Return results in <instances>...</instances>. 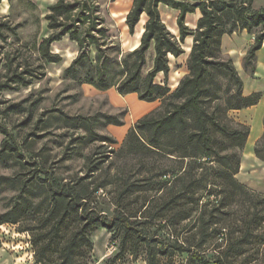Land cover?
<instances>
[{"label": "rangeland", "instance_id": "1", "mask_svg": "<svg viewBox=\"0 0 264 264\" xmlns=\"http://www.w3.org/2000/svg\"><path fill=\"white\" fill-rule=\"evenodd\" d=\"M56 1L0 2V126L17 142L16 156L0 160V214L16 207L15 220L0 225V264L57 263L60 246L48 247L51 227L56 220L49 198L51 188L61 186L81 189V194L88 196L85 201L87 211L93 212L100 220L88 233L89 243L77 251V264H147L149 249L156 254L158 264H192L191 252L203 255L213 264L223 255L229 242L242 236L239 231L241 223L235 215H224L223 220L214 224L216 219L213 216L220 215L211 212L217 207L215 201L221 200V195L218 187L210 183L214 174L210 167L218 169L219 165L212 162L185 174L188 170L186 161L152 151L142 142L131 151L124 147L130 129L123 138L118 133L114 135L112 127L122 125L107 124L104 116L123 124L131 121L132 115L142 110L138 105L142 101L137 95H120L115 87L98 89L82 82V70L73 78L66 69L77 56L78 48L66 36L50 45V51L61 58L58 63H47L39 55L40 43L51 34L45 20L47 8ZM177 1L197 3L201 0ZM96 2L108 28L111 57L120 61L139 46L146 17L141 16L134 34L130 35L125 17L132 0ZM237 2H250L254 10L264 9V0ZM158 10L166 28L178 38V11L165 5H159ZM199 18L198 10L187 14L185 25L195 30ZM229 27L225 19L219 25L220 30L226 31ZM252 35L245 30L222 34L213 43V57L230 60L237 73L255 76V72L250 73L243 65L247 50L253 44ZM241 36L245 52L233 51L232 45L230 51L223 47V38L233 43ZM192 42V36L186 37L182 44L184 53L176 58L169 55L167 80L163 73H158L154 79L157 84H165L170 93L188 74L187 61ZM145 57L143 76L153 64L152 47ZM94 59L95 50L92 48V64ZM116 70L115 67L112 72ZM208 80L205 86L209 89V110L215 109L218 121L229 130L238 128L241 123L235 114L239 110H226L234 86L219 73H214ZM168 101L158 99L148 103L151 107L143 110L138 119L151 114L160 116ZM63 116L92 119L93 131L110 136L116 143L93 141L85 127L70 125ZM211 135L219 157L239 152L236 145L242 144L240 139L234 141L235 147L227 148L231 142L217 132L213 131ZM3 139L0 132V147ZM243 149L244 145L241 157ZM88 160L97 163L93 171L89 170ZM234 177L247 189L264 195L247 184L264 189L263 171L242 169L240 160L239 171ZM210 190L211 195L208 194ZM228 209L223 213H228ZM241 209L236 198L230 210L239 214ZM120 219L127 220L130 230L123 228ZM80 222L68 221L56 240L63 244L80 227ZM223 227L227 229V235ZM205 230L207 237L203 243ZM223 232L221 240L219 233ZM181 248L185 251L181 252ZM245 248L246 251L232 259L234 264H240L256 251L255 256L261 258L264 247Z\"/></svg>", "mask_w": 264, "mask_h": 264}, {"label": "trees", "instance_id": "2", "mask_svg": "<svg viewBox=\"0 0 264 264\" xmlns=\"http://www.w3.org/2000/svg\"><path fill=\"white\" fill-rule=\"evenodd\" d=\"M159 5L178 11L176 19L178 38L172 35L163 23L158 10ZM196 10L200 12V18L196 29L190 30L185 25V17ZM47 11L45 20L51 34L43 38L38 48L39 55L45 62L58 63L61 60L58 54L50 51V45L66 36L70 41L75 42L78 48L77 56L66 69L73 78H76L82 70L81 81L92 84L98 89L115 87L118 94L134 93L139 101L147 103L158 99L169 100L160 116L145 115L135 122L127 134L124 147L131 151L135 149L137 143L142 142L152 151L157 150L159 153L173 156L178 161H186L188 170L185 174L191 170L195 172L198 168L206 167L212 162L219 165L218 169L210 167L214 172L210 183L218 187L221 195V200L215 201L217 207L211 212L212 214L217 212L220 215L213 216V219H216L214 224L223 220L224 215L230 217L235 215L241 223L239 231L242 236L240 239L229 242L223 255H220L213 264H234L232 259L246 251L245 246H252L251 250L261 245L264 247V195L247 189L234 177L239 171L241 150L248 137L249 128L238 124V128L229 130L225 125L220 124L215 109L209 110V89L205 86L214 73L222 74L228 79L235 90L227 99L226 110L238 111L259 102L262 97L259 92L248 96L243 95V82L235 67L230 60H216L213 57L212 46L224 33L232 34L245 30L249 34H254L252 35L253 44L247 50L243 63L245 69L248 68L250 73H254L256 53L264 43V9L254 10L250 2L238 3L237 0H201L197 3L177 0H132L131 8L125 17L129 34H134L142 15H145L146 22L139 46L123 56L120 61L111 57L112 47L108 45L110 40L108 28L99 14L96 0H57L48 6ZM223 19L230 24L226 31L219 29ZM188 36L193 37L187 61L188 74L170 93L165 84H157L154 79L158 73H163L167 80L170 70L169 55L176 58L183 54L182 44ZM151 47L154 52L153 64L143 76L145 55ZM92 48L95 50L94 64L90 62ZM115 67L117 70L112 72ZM104 118L107 124L123 125L120 121H112L113 118L109 116ZM63 120L73 126L80 124L85 127L93 141L116 143V140L110 136L96 134L93 131L92 119L63 116ZM213 131L231 142L227 148L235 147L234 141L240 139L242 144L236 145L239 152L219 157L214 148V139L211 135ZM0 132L4 136L0 147V160L15 157L17 142L13 135L1 126ZM254 154L264 163V132L254 146ZM92 161L88 160L90 171L97 168V163ZM97 189L98 187L95 188L96 191ZM1 191L0 188V193ZM51 191L49 203L51 212L56 215V220L51 227L48 247L60 246L56 264H77L76 253L89 243L88 233L100 222L99 217L87 211L85 201L88 196L81 194V189L61 186L56 189L52 187ZM212 191L210 190L208 194L211 195ZM236 198L239 199L240 207H242L239 214L232 213L230 210ZM226 208H229V212L223 213ZM15 212L16 207H12L0 214V225L13 222ZM70 220H79L81 225L68 240L61 244L56 237ZM120 222L125 230H130L126 219H120ZM223 231L227 235V229L223 227ZM205 233L206 230L202 234L203 243L207 237ZM229 233L232 234V231L229 230ZM219 234L222 240L224 232ZM42 251L44 253L45 250ZM180 251L183 252L185 249L181 248ZM257 253L258 251L253 252L240 264H264V248L261 258L255 256ZM189 259L192 264L211 263L203 255L195 252H191ZM147 264H158L152 249L148 250Z\"/></svg>", "mask_w": 264, "mask_h": 264}, {"label": "crops", "instance_id": "3", "mask_svg": "<svg viewBox=\"0 0 264 264\" xmlns=\"http://www.w3.org/2000/svg\"><path fill=\"white\" fill-rule=\"evenodd\" d=\"M222 45L224 48H227V51L232 50L231 48H229L230 45L233 46V51H246V49H243L244 44L242 36L239 37V39L235 40V42L233 43L230 42L229 39L223 38ZM238 56H240V54H238ZM256 57L257 65L255 70V76L250 77L244 72H239L238 74L243 82L244 96L259 92L261 93L262 97L256 105L239 110L237 114H235V116L237 118V121H239L241 124L248 126L249 128V134L246 139L241 157V168L257 170L258 172L263 171L264 176V163L260 161L254 154V146L256 142L261 138L264 132V45H262L261 49L256 53ZM138 105L142 110L135 112L134 115H132L131 121L125 122V124H123L121 127H112L111 132L114 135H116L115 133H118L119 136L123 138L124 135L128 132V130L131 129L133 124L137 121L142 111L151 107L150 104L144 101H142ZM249 179H251V177ZM247 184L253 189L264 193V189H262L261 187L257 188L252 184Z\"/></svg>", "mask_w": 264, "mask_h": 264}, {"label": "built area", "instance_id": "4", "mask_svg": "<svg viewBox=\"0 0 264 264\" xmlns=\"http://www.w3.org/2000/svg\"><path fill=\"white\" fill-rule=\"evenodd\" d=\"M251 39H252V41H254V38L253 37Z\"/></svg>", "mask_w": 264, "mask_h": 264}]
</instances>
